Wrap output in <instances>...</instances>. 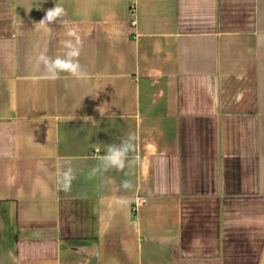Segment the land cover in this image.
Wrapping results in <instances>:
<instances>
[{
  "label": "crops",
  "instance_id": "0c3cea01",
  "mask_svg": "<svg viewBox=\"0 0 264 264\" xmlns=\"http://www.w3.org/2000/svg\"><path fill=\"white\" fill-rule=\"evenodd\" d=\"M73 28L87 78L47 79ZM263 257L264 0H0V264Z\"/></svg>",
  "mask_w": 264,
  "mask_h": 264
},
{
  "label": "clouds",
  "instance_id": "9594fccd",
  "mask_svg": "<svg viewBox=\"0 0 264 264\" xmlns=\"http://www.w3.org/2000/svg\"><path fill=\"white\" fill-rule=\"evenodd\" d=\"M65 15V9L61 5L55 3L54 7L48 9L45 16L36 24L45 32H50L51 28L49 27V24L57 22L58 19ZM68 35L70 37H75V41L69 39L63 42L64 48L66 49L63 56L57 55L55 58H51L47 55L46 51H44L37 57V65H43L47 79H60L61 73H67L77 80L86 79L88 76L87 71L79 63L78 57L80 55V45L82 42L77 35L76 29H70ZM134 140L135 135L130 133L128 138L122 140L119 145H108L105 153L102 156H99L103 170L107 171L110 168L123 170L128 166L132 162L129 159V154L135 151ZM96 170L98 169H94V171ZM59 176L60 179L58 183L60 184V187L65 191L70 190L71 181L75 178L73 169L69 167L66 171L62 170ZM123 186L125 188H130L131 182L124 181Z\"/></svg>",
  "mask_w": 264,
  "mask_h": 264
},
{
  "label": "built area",
  "instance_id": "2783aa9c",
  "mask_svg": "<svg viewBox=\"0 0 264 264\" xmlns=\"http://www.w3.org/2000/svg\"><path fill=\"white\" fill-rule=\"evenodd\" d=\"M131 11H133V12L135 11V4H132ZM134 24H135V22H134ZM145 202H146V200H137L135 203V209H137L139 207V205H141Z\"/></svg>",
  "mask_w": 264,
  "mask_h": 264
},
{
  "label": "water",
  "instance_id": "95a60500",
  "mask_svg": "<svg viewBox=\"0 0 264 264\" xmlns=\"http://www.w3.org/2000/svg\"><path fill=\"white\" fill-rule=\"evenodd\" d=\"M262 264H264V257H263V260H262Z\"/></svg>",
  "mask_w": 264,
  "mask_h": 264
}]
</instances>
